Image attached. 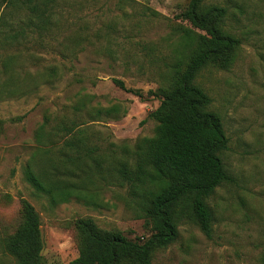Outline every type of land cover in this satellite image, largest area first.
I'll return each instance as SVG.
<instances>
[{
  "label": "rangeland",
  "instance_id": "374dc122",
  "mask_svg": "<svg viewBox=\"0 0 264 264\" xmlns=\"http://www.w3.org/2000/svg\"><path fill=\"white\" fill-rule=\"evenodd\" d=\"M188 2L56 0L60 28L44 48L0 45V65L5 55L17 57L12 68L19 79L8 86L20 89L14 96L0 94V264H17L5 242L22 223L24 200L39 214L45 264H69L78 255L80 219L119 230L131 241L151 235V224L136 216L125 186H102L93 206L76 199L51 206L24 180L23 166L44 115L66 113L85 121L86 135L104 154L117 156L122 147L132 150L152 136L157 123L148 114L159 105L153 92L183 56L181 28L207 32V24L197 27L182 14ZM204 3L235 12L226 26L240 40L228 68L209 65L195 78L211 98L207 109L221 117L228 142L220 157L231 180L207 199L211 237L184 219L177 238L152 251L151 264H264V0ZM48 65L58 67V76L52 84H38L34 75ZM3 83L0 76V89ZM111 105L118 112L105 114Z\"/></svg>",
  "mask_w": 264,
  "mask_h": 264
},
{
  "label": "trees",
  "instance_id": "16d2710c",
  "mask_svg": "<svg viewBox=\"0 0 264 264\" xmlns=\"http://www.w3.org/2000/svg\"><path fill=\"white\" fill-rule=\"evenodd\" d=\"M0 5V45L5 49L27 48L33 43L44 48L60 28L56 0H1ZM182 14L197 27L207 24V32L181 28L183 56L153 92L159 105L148 114L157 123L152 136L139 139L132 150L122 147L116 156L100 152L85 133V121L70 119L66 113L44 115L35 131L23 177L51 206L72 199L96 205L102 186L115 184L127 188L136 216L151 224V235L136 242L119 230L102 229L91 219H80L79 252L69 264H151L152 251L172 243L178 235L177 224L184 219L206 237L212 235L213 213L207 199L216 187L231 180L220 157L228 138L219 114L207 109L211 98L195 78L209 65L228 68L240 40L226 26L227 18L235 14L227 5L189 0ZM16 59V55H5L1 61L4 83L0 94L5 96L20 93L16 86H8L19 79L12 68ZM58 74L56 65H48L34 80L52 84ZM113 82L132 90L121 79L113 78ZM118 110L111 105L104 112ZM22 209V223L5 248L17 264H45L39 214L25 200ZM261 258L264 262V255Z\"/></svg>",
  "mask_w": 264,
  "mask_h": 264
}]
</instances>
